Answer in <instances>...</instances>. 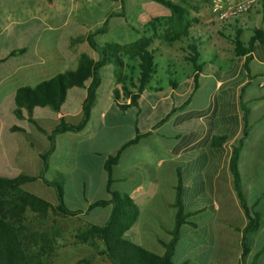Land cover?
Instances as JSON below:
<instances>
[{
    "label": "trees",
    "instance_id": "obj_1",
    "mask_svg": "<svg viewBox=\"0 0 264 264\" xmlns=\"http://www.w3.org/2000/svg\"><path fill=\"white\" fill-rule=\"evenodd\" d=\"M119 1L124 2V0ZM151 1L166 9L169 13L168 18L151 20L139 33V37L128 44L119 45L111 41L98 43L95 37L106 31L109 19L115 16L107 14L98 29L71 40V44L84 42L96 55V60L80 54L76 59L74 70L58 73L33 87H20L11 96L14 118L32 126L45 138L46 144L43 152L37 155L40 164L37 174L15 176L0 174V264H44L43 260L50 256L54 238H50L45 231L32 230L26 223V212L37 215L38 219H44L49 210L63 217H75L85 215L94 209L108 208V216L103 224L90 225L84 231L75 234L72 239L76 245L99 250L97 254L109 264H188V260L174 263L172 256L176 245L184 237V228L196 230L199 223L206 228L207 237L212 245V235L207 220L198 223L193 220L194 216L202 212L207 211L208 218L213 215L209 192L203 190L197 192L190 189L191 185L185 184L186 179L192 177L197 179L199 175L185 176L180 168L175 169L171 204L174 212L172 224L168 230L162 227L167 235L165 240L156 235L153 237L162 251L160 254L144 248L137 233L143 208L128 196L112 189V168L122 151L149 136L173 113L181 111L197 88L198 75L204 72L205 64L201 61L199 50L201 38L190 35L189 29L193 20L187 11L168 0ZM262 11L264 14V6ZM158 27L162 28L160 32H157ZM230 31L231 35H224L223 32H218V35L231 44L234 59H243L241 68L248 75L250 54L257 46L264 49V29L253 28L246 42L241 40L242 31L235 25L230 27ZM155 38L167 45L185 42L184 60L191 69V88L183 96H171L170 105L168 102L165 104L160 102L153 107L151 96L146 93L160 92L164 87L178 91L176 88L180 81L179 78H174L175 72L167 73L164 86L158 78H155V50L151 47ZM22 52L23 50L13 51L8 56ZM166 65L167 69L172 68L169 62ZM106 68L111 69V77L118 86L111 91L114 108L122 114H132L133 137L122 144L114 155L106 156L101 169L105 174L104 192L107 198L90 202L94 189L87 191L88 176L79 172L80 198L76 197L73 195L75 191L68 185V176L48 168V158L54 150L56 136L64 133H79L87 125L95 103L96 91L101 82V72ZM72 88L83 91L79 121L70 124L60 117L56 126L46 132L34 121L33 110L45 109L52 114L62 115L63 107L67 102V91ZM241 93L242 88H239L236 95L237 115L233 117L232 137L221 133L213 134L208 147L218 151L229 142L230 155L227 169L232 179L233 192L245 220L242 228H234V231L240 235L237 264H257L258 258L264 253V225L260 224L261 218L258 212V205L264 200V190H260L261 193L257 190L253 193V189L247 192L241 184L248 181L247 160L244 159L243 150L250 128L248 109L242 102ZM194 124L195 122L192 121L186 122L175 131L180 129L185 132L190 131ZM8 131L25 134L24 130L16 126H10ZM257 149L258 146L255 147V150ZM254 161L257 163V160ZM138 170L144 173L147 184H155L154 177L146 166L141 165ZM78 201L82 202V210L80 207H73L79 203ZM256 233L253 241L252 236ZM249 242L253 246L251 250Z\"/></svg>",
    "mask_w": 264,
    "mask_h": 264
},
{
    "label": "crops",
    "instance_id": "obj_2",
    "mask_svg": "<svg viewBox=\"0 0 264 264\" xmlns=\"http://www.w3.org/2000/svg\"><path fill=\"white\" fill-rule=\"evenodd\" d=\"M89 1L91 0H0V116H3V112H6L5 115L14 118L10 98L16 89L28 86L33 87L58 73L74 70L76 59L80 54H85L90 59L96 60V55L95 58L89 55L87 49H90L84 42L71 44V40L85 36L88 32L98 29L106 16H104L105 12L102 11L101 13H103L104 17L99 21L100 24L97 23L95 25L93 20L94 13L91 11ZM214 1L216 5L219 2V0ZM229 2L230 0H223L222 4L227 5ZM261 4L264 6V0H262ZM99 13L100 9H97V14ZM259 15L262 23L254 28L264 29L262 7ZM244 18H240L243 21L234 19L227 24H221L220 29L216 31V37H221L218 32L226 31V28L230 33L228 35H231L230 27L235 25L242 31L241 40L246 42L251 35V31L246 38L242 39L243 31L247 29L253 19L246 22ZM22 19L23 23L31 25L28 29L25 27L23 33H17L20 36H29L30 46L28 49L19 48L18 51L23 50L20 54L16 53L8 56L10 52L15 50L11 51L5 46L4 36H7L8 31L14 29V26L17 30H21L18 24L22 23ZM198 36L201 37L203 35ZM212 37L213 35L211 34ZM211 38L207 39L210 42L209 48H213V39ZM224 40V38L221 39V41ZM229 45L232 52V46L230 43ZM250 57L248 75L241 68L243 59L236 60L233 57L234 66L230 70L220 71L217 65L215 70L218 73L212 74L204 70L197 77V88L192 93L188 104L181 111L173 113L167 121L152 131L149 136L140 139L134 145L126 147L113 166L112 189L117 193L128 196L135 204L143 208L139 225L137 226V233L144 248L147 250L160 254L162 251L154 242L153 237L156 235L162 240L167 238L165 232V237H160L158 235L159 229L157 228L158 231L154 230L147 218L152 217L157 223H163L162 216L152 206L156 200L158 205L164 208V211L167 208L171 212L169 221L171 223L174 213L171 204L173 201L172 189L175 184L176 168H180L185 176H200L197 179L195 177L186 179L187 182L185 184L186 186L191 185L190 189L197 192H201V190L209 192L213 215L209 218L207 217L205 221L207 220L209 223L212 235L211 246H219L216 250L223 255L230 251L233 245L231 234L234 233L235 238L239 241L240 235L234 231V228H242L245 220L233 192L232 179L227 169L230 155L229 142L225 143L218 151L211 150L208 147V142L213 134L216 133L232 137L234 133L233 117L237 115L236 95L239 88H242V102L248 109V124L250 127L249 137L244 144V159L247 160L246 164L248 165L250 160L255 159L259 167H264V49L258 46L255 47ZM201 86H205L207 89L203 99L206 105L204 107L191 106L192 97ZM113 87L114 81L111 77V69L106 68L101 72V82L96 91L95 103L91 109L87 125L79 133H64L56 136L54 150L48 158V168L51 171L68 176V185L71 189L75 174L84 173L88 176L91 172L92 179L88 178L87 183L94 181L97 186L91 196L95 200H97L95 191L101 187L104 190L105 186V174L101 169L105 159L95 151H92V144L96 141L98 132L105 124L107 115L112 110L119 115H124L114 108L111 96H109ZM190 88L191 74L179 81V85L176 88L178 91H171L170 88L164 87L160 92L146 94L151 96L152 106L156 107L160 102L169 103V99L173 95L177 97L185 95ZM104 89L105 95L103 104H101L100 94ZM82 97V90L69 89L62 115L52 114L45 109H40L41 112L37 114V117L33 116V119L46 132L56 126L60 117L66 123L76 124L80 118ZM3 104H6V107H2ZM130 116L132 118V114ZM189 121L195 122L190 131L185 132L181 129L180 131H175L176 128H180L182 124ZM10 126L17 127L18 125L10 122L5 127V130L8 131ZM1 128L3 130L4 127L0 123V132ZM17 128L26 130L24 135L27 140L24 138L23 154H20L17 148L11 147L8 149V155L10 151L11 154L13 153V157L9 158L7 156L5 160L6 156L3 151L0 152V174L12 176L9 171L14 168L15 175H35L40 169L37 155L43 152L45 148V138L29 124L24 123ZM161 130L162 132L167 131V133H170L174 143L170 146H165L164 142L154 138L156 133ZM16 134L18 135L19 133ZM131 138L117 145L115 150L117 151L122 144ZM2 145H0V149ZM142 145H145V147H142ZM257 146L259 149L255 150ZM104 155L107 156L106 153ZM21 159H23V162H21ZM141 165L146 166L151 175H153L154 185L147 184L144 173L138 170ZM83 166L88 171H84L82 169ZM193 169L195 171H192ZM256 171L258 174L253 173L251 176L249 169H247L248 181L243 186L247 192L253 189V184L264 179L261 178L262 174L260 171L258 169ZM163 188L171 193L168 196H163L161 194ZM72 190L74 191L75 189ZM197 195L199 196V194ZM103 197L102 199H105L107 195L105 194ZM95 200L91 199L90 202ZM196 200H198V197ZM229 210L237 214V220H239L237 223H235V216L231 215ZM222 211L230 216L220 217L219 213ZM258 212L261 218L260 224L264 225V200L258 205ZM239 213L242 218H239ZM143 228L147 231L150 230L149 234L151 237H145L144 234L143 236L140 235ZM254 235H257V233ZM262 259L260 256L257 264H260Z\"/></svg>",
    "mask_w": 264,
    "mask_h": 264
},
{
    "label": "rangeland",
    "instance_id": "obj_3",
    "mask_svg": "<svg viewBox=\"0 0 264 264\" xmlns=\"http://www.w3.org/2000/svg\"><path fill=\"white\" fill-rule=\"evenodd\" d=\"M168 1L182 6L189 14V17L193 20L190 24V29H189L191 36L197 37L198 35H203L201 37L199 36L201 38V43L199 48L200 57H201V61L205 64L203 70H206L207 72L213 74V73H218L215 70V67L217 66H218L217 68H219L220 71H226L232 69L234 66V62L232 58L233 56L230 49V45L226 39L224 41H221L222 39L221 37H216V31L220 29L221 24L217 19L218 13L213 11L214 0H203V1L202 0H168ZM240 1L241 0H230V2L227 5H223L222 4L223 0H219V2L217 3V5L219 6L218 10L225 11L229 7L235 5ZM89 2L91 6V11L94 13L93 20L95 25L97 23L100 24L99 21L105 15L107 14L115 15V17L110 18L106 31L95 37L98 43H101L103 41H111L119 45L128 44L139 37V33H141L144 30L145 25L148 22H150L153 19H159V18L165 19L168 18L169 16V13L166 9L153 3L151 0H124L123 3H121L119 0H91ZM261 2L262 0H255L254 6L247 14H244L236 18L239 21H243V19L240 18L245 17L244 19L246 22L253 19V21H251V23L248 25L247 29L243 31L242 39L248 36L252 28H254L255 26H259L262 23V20H260V15H259L262 7ZM97 9H100L99 14H97ZM102 11L105 12L104 16L103 13H101ZM21 22H22L21 24H18V27L20 26L21 30H17V28H15L14 26L13 27L14 29H10V31H8L7 33V36H4V44L6 43L5 46L8 47L11 51L15 50V52H17L19 48L28 49L30 46L29 36H25V37L20 36L18 35L17 32L23 33L24 31L23 29H25V27H27L28 29L31 24L23 23V19L21 20ZM161 29H162L161 27H158L157 32H160ZM225 30L226 31H223L224 35L230 34L227 28ZM211 34L213 35L212 38H211ZM210 38L213 39V48H209L210 42L207 41V39ZM184 44L185 42L173 43L171 45H167L158 38L153 39V43L151 47L155 50L154 53V62L156 64L155 78H158L163 86L165 85V79L167 78V73L175 72L176 74L174 78L175 79L179 78V80H182L191 74L190 66L184 60L185 57ZM87 51L89 55H92L93 58H95V54L91 50L87 49ZM168 62L172 65V68H168V69L166 68L167 67L166 64ZM113 88H118V86L114 84ZM206 90L207 89L205 86H201L198 92H196L192 97L190 105L204 107L206 104L204 103L203 99ZM104 92L105 89L100 94V100L102 102L101 104H103V97L105 95ZM109 96H111V92ZM3 106L6 107V104H3L2 107ZM39 112H41L40 109H34L32 114L34 117H37V114ZM3 113H4L3 116H0L1 126L4 127L3 130L1 128V132H0V145L3 144L0 149V152L3 151V154L6 156L5 157L6 160L7 156L9 158L13 157V153L11 154L10 151L8 155V149L11 147L17 148L18 152L20 154H23V149H24L23 143L25 140H27V138L24 134L17 135L16 133H10L5 130V127H7L10 122L18 126L23 125L24 122L20 120H16L10 117L9 115H5L6 112ZM132 121L133 119H131L130 114L127 113L124 115H119L116 111L112 110L111 113L107 115L105 124L98 132L96 141H94V143L92 144V151H95L96 153H98V155H101L103 159L106 158V156L104 155L105 153L106 155H114L117 145L131 138V136L133 135ZM23 130L26 133V130L25 129ZM27 132L29 134V130ZM154 138H156L160 142H164L165 146H170L172 143H174L172 139V135L170 133H167V131L162 132L161 130L160 132H157ZM146 146L148 147L147 143ZM142 147H145V145H142ZM254 160L255 159L250 160L249 165L247 164L246 169H249V174L251 176L253 175V173L258 174V172L256 171L258 169L262 174L261 178H264V171H263L264 167L263 166L259 167ZM21 162H23V159H21ZM82 169L84 171H88V169L84 168V166ZM192 171H195V169H193ZM9 172L10 175L12 176L15 175L14 168ZM88 178L92 179L91 172L88 174ZM243 179L245 178L243 177ZM73 181H72V189H75L73 195L80 198V194H79V190L81 186L80 176L75 174L73 176ZM241 184L242 186H244L245 182H242ZM95 187L97 186L95 185L94 181L92 183L91 181L90 183H87L88 192L90 191L91 188L94 189ZM255 190H257V192L260 193L261 191L264 190V179L253 184V193ZM170 193L171 192L166 190L165 188H163L161 192L163 196H168ZM104 195L105 193L103 187L95 191V196L97 197L96 199H102L104 198L103 197ZM91 199L95 200V198L93 197H91ZM78 202L79 203H77L73 207L76 208L80 207L82 210V206H81L82 202L81 201ZM199 204L200 203L197 202V205ZM202 204L203 203L201 202V205ZM152 206L153 209L162 216L163 223L162 224L157 223V221L152 217H148L147 219L153 226L154 230L158 231L159 229L158 235L164 238L165 236L162 227L164 229H168L171 227L172 223L169 222L171 212L167 208L165 209L166 211H164V208L159 206L156 200L155 202H153ZM108 212H109L108 208H102V209H94L85 215H77L75 217H63L58 215L56 212L49 210L46 213L44 219H38L37 215L35 216L34 214H31L29 212L25 213V219H26V223L29 225V227L32 230H36L38 232L45 231L47 232L50 238H54V242L51 246V254L48 258H45L43 260L44 264H109L107 261H104L97 254L99 250L89 248L85 245H76L72 239V237L75 234L84 231L90 225L103 224L108 216ZM229 213L235 216V223H237V221H239L237 220L238 219L237 214H234L231 210H229ZM207 214H208L207 211L202 212L201 214L194 216L193 220H195L197 223L198 221H202V220L205 221V219L207 218ZM219 216L229 217L230 215L222 211L219 213ZM239 216H240L239 218H242L241 214ZM197 225L199 226L197 227L196 230H186V228H184V234H183L184 237L176 245L174 254L172 256V261L174 263H180L183 260H188V264H236L237 263V259H239L240 249L238 246V239L235 238L234 233L231 234V236L233 237L232 239L233 245L231 246V250L228 251L226 254L221 255L216 250L217 248H219V246L214 245L213 247L210 245V241L209 238L207 237V231L204 225H201L200 223ZM149 233L150 230L147 231L146 229L143 228L140 235L143 236L144 234L145 237L146 236L151 237ZM255 237L256 235L252 236L253 241ZM249 247L250 250L253 249L252 248L253 246H251L250 242H249ZM261 257L263 259L260 264H264V253L263 255H261Z\"/></svg>",
    "mask_w": 264,
    "mask_h": 264
},
{
    "label": "built area",
    "instance_id": "obj_4",
    "mask_svg": "<svg viewBox=\"0 0 264 264\" xmlns=\"http://www.w3.org/2000/svg\"><path fill=\"white\" fill-rule=\"evenodd\" d=\"M213 11L218 13V21L220 24H227L229 21L239 16L247 14L255 4V0H241L235 5L229 7L225 11H219V6L213 1Z\"/></svg>",
    "mask_w": 264,
    "mask_h": 264
}]
</instances>
